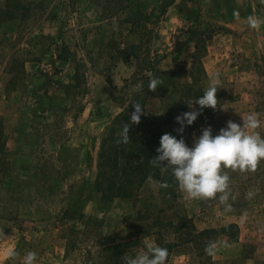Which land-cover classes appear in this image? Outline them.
<instances>
[{
    "label": "rangeland",
    "instance_id": "374dc122",
    "mask_svg": "<svg viewBox=\"0 0 264 264\" xmlns=\"http://www.w3.org/2000/svg\"><path fill=\"white\" fill-rule=\"evenodd\" d=\"M250 15L264 20L261 0H0V264L29 251L36 264H125L144 239L168 249L167 264H264V162L229 170L238 195L227 212L154 179L126 200L91 183L133 91L126 81L146 60L163 82L145 104L148 118L165 116L162 135L193 147L203 128L215 136L257 113L264 137V24L251 28ZM216 74L221 107L181 135L176 117L200 110L187 86L204 92Z\"/></svg>",
    "mask_w": 264,
    "mask_h": 264
},
{
    "label": "clouds",
    "instance_id": "9594fccd",
    "mask_svg": "<svg viewBox=\"0 0 264 264\" xmlns=\"http://www.w3.org/2000/svg\"><path fill=\"white\" fill-rule=\"evenodd\" d=\"M264 4V0H261ZM249 26L259 29L264 20L255 15L247 17ZM162 81L152 77L148 83V90L155 92ZM220 86L219 74L210 78L209 86L202 97L188 101L190 108L200 106V110L182 113L176 117L180 125L176 131L183 134L185 127L192 125L202 113L204 108L216 110L220 106L217 92ZM143 90V81L138 82L133 91ZM134 111L131 121L124 123L119 133L117 144L127 145L131 142L130 128L138 125L141 117L147 115L145 106L139 102L131 104ZM221 107V106H220ZM262 126L257 113H250L243 117V123L238 124L231 120L225 128H221L218 135L213 136L211 126L203 128L199 137L194 136L193 147L187 146L183 138L177 139L171 134H164L160 138V147L156 149L158 155L151 158L149 163L160 171L161 175L171 173L178 184V188L186 200H200L204 202L218 201L224 205V210L230 211V199L235 200L238 194H233L230 187L231 172L249 173L256 172L264 162V137L257 131ZM161 188H168L166 182L159 184ZM247 198H252L255 193L249 191ZM144 249L135 257L124 256L125 264H167L169 252L152 241L144 239ZM217 242L210 241L205 246L207 255H215ZM19 253L9 252L10 258H15ZM38 254L29 251L25 254L22 264H36Z\"/></svg>",
    "mask_w": 264,
    "mask_h": 264
},
{
    "label": "trees",
    "instance_id": "16d2710c",
    "mask_svg": "<svg viewBox=\"0 0 264 264\" xmlns=\"http://www.w3.org/2000/svg\"><path fill=\"white\" fill-rule=\"evenodd\" d=\"M197 34L193 30L187 39L188 42L193 43L196 51L201 47V40L197 39ZM139 64L142 65L138 66L136 73L126 83H129L134 89L138 82L143 81V90L130 92L126 105L114 117L107 135L100 143L99 162L94 179L91 180L94 190L102 195L106 201L130 199L149 179H154L159 184L166 182L169 185L168 188L160 187V190L165 194L178 185L170 172L161 175L160 171L153 168L149 163L151 158L158 155L156 149L160 147V138L162 137L160 128L164 123L165 116L161 115L153 119L146 115L142 116L141 122L138 125H132L130 128L131 142L127 145L117 144L123 124L131 121V113L135 110L131 104L139 102L145 106L152 93L148 90V83L152 77L156 76L155 64L152 60H146ZM186 90L193 93L192 101L204 94V92L197 91L190 85L187 86ZM196 107L200 108L199 105Z\"/></svg>",
    "mask_w": 264,
    "mask_h": 264
}]
</instances>
